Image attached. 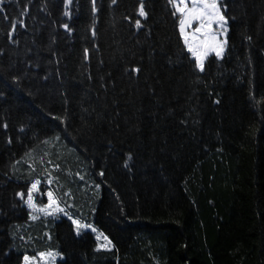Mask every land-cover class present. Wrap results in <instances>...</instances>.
<instances>
[{
    "label": "trees",
    "instance_id": "trees-1",
    "mask_svg": "<svg viewBox=\"0 0 264 264\" xmlns=\"http://www.w3.org/2000/svg\"><path fill=\"white\" fill-rule=\"evenodd\" d=\"M222 6L200 71L168 0H0V264H264V0Z\"/></svg>",
    "mask_w": 264,
    "mask_h": 264
},
{
    "label": "snow or ice",
    "instance_id": "snow-or-ice-1",
    "mask_svg": "<svg viewBox=\"0 0 264 264\" xmlns=\"http://www.w3.org/2000/svg\"><path fill=\"white\" fill-rule=\"evenodd\" d=\"M115 2V0H113ZM68 3V0H65ZM168 3L172 5L175 9L173 15L179 13V33L183 39L184 46L187 51L191 53L192 57L195 58V67L200 71H204V60L210 52H215L216 56L219 58L225 49L226 40L219 39L228 32V20L226 15L222 12L221 6L218 0H168ZM93 11H95V6L93 4ZM139 14L141 16H146L145 6L143 2L140 4ZM65 15H68L65 12ZM195 22V27H193ZM23 23L22 21L20 22ZM137 26L140 22L137 21ZM215 25V28L213 27ZM16 22H13V28H15ZM67 29L68 25H64ZM69 31L71 29H68ZM87 52V50H85ZM35 182L32 184L31 188L28 190V200L26 201L29 208L36 209L33 203V191L36 189L37 184ZM21 195V193H17ZM49 203L43 208L38 209V211H43L48 214V210L53 211H63L57 205V201L53 199L52 192L48 193ZM35 219V217H32ZM76 226L77 234H79L81 227H87L80 225L77 221H73ZM95 231V229H93ZM107 239V238H105ZM110 243V242H109ZM57 253H40L39 256L43 260L46 257L55 258ZM35 258H30L28 256L24 257V264H32Z\"/></svg>",
    "mask_w": 264,
    "mask_h": 264
},
{
    "label": "rangeland",
    "instance_id": "rangeland-1",
    "mask_svg": "<svg viewBox=\"0 0 264 264\" xmlns=\"http://www.w3.org/2000/svg\"><path fill=\"white\" fill-rule=\"evenodd\" d=\"M222 1L223 0H218V3L220 4V6H221V10H222V12H223V6H222ZM177 15L179 16V13H177ZM180 18V17H179ZM196 25H195V22H194V25H193V27H195ZM213 27L215 28V25H213ZM227 27H228V25H227ZM182 38V37H181ZM219 39H221V40H226L227 41V33H225L223 36H220L219 37ZM183 40V39H182ZM226 45H227V43H226ZM225 50H226V46H225V49H224V52H223V54L225 53ZM191 54V53H190ZM223 54L221 55V56H223ZM210 55H215L216 56V54H215V52H210L209 54H208V56L207 57H209ZM220 56V57H221ZM207 57L205 58V60L207 59ZM217 57V56H216ZM194 58V57H193ZM194 60H195V58H194ZM205 60H204V62H205ZM32 186V185H31ZM31 186H30V188H31ZM48 193H49V191L48 190H44V192H40L39 190H38V185H37V187H36V189L33 191V203L35 204V206H36V209H32V208H29V206H28V204H27V202H26V206L28 207V209L32 212V213H42L43 211H38V209H40V208H43V207H45L46 205H48V203H49V198H48ZM45 199V201L43 202V200L42 199ZM38 199H40V200H38ZM53 199H55L54 197H53ZM28 200V195H27V198H26V201ZM56 200V199H55ZM40 201V202H39ZM52 213L53 212V210L52 209H49L48 210V213ZM45 213V212H44ZM102 237L99 235V234H97V239L98 240H100ZM44 253H57V252H55V251H49V252H44ZM58 254V253H57ZM31 258V257H30ZM35 259L32 261V264H56V261L58 260V259H60L61 258V255L60 254H58V255H56L55 256V258L53 259V258H51V257H46L45 259H41L40 258V256L38 255L37 257H34ZM22 264H24V259H23V262H22Z\"/></svg>",
    "mask_w": 264,
    "mask_h": 264
}]
</instances>
